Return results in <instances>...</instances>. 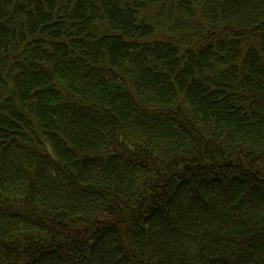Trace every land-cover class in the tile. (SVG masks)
Returning a JSON list of instances; mask_svg holds the SVG:
<instances>
[{"label": "trees", "instance_id": "16d2710c", "mask_svg": "<svg viewBox=\"0 0 264 264\" xmlns=\"http://www.w3.org/2000/svg\"><path fill=\"white\" fill-rule=\"evenodd\" d=\"M0 264H264V0H0Z\"/></svg>", "mask_w": 264, "mask_h": 264}]
</instances>
